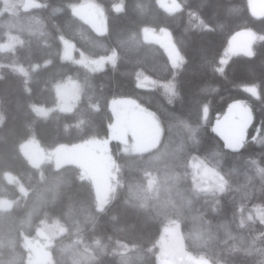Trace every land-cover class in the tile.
<instances>
[{
    "label": "trees",
    "instance_id": "1",
    "mask_svg": "<svg viewBox=\"0 0 264 264\" xmlns=\"http://www.w3.org/2000/svg\"><path fill=\"white\" fill-rule=\"evenodd\" d=\"M22 1L0 0V264H159L160 241L173 222L194 258L264 264V221L242 222L244 213L264 209V16L250 11L249 0H175L171 12L160 0H35L33 8H11ZM87 1L104 12L102 34L74 12ZM144 29L169 32L177 66ZM242 30L257 35L253 54L222 67ZM64 40L74 46L73 59L63 58ZM109 56L97 70L79 62ZM146 77L149 87L139 83ZM69 81L80 96L63 111L57 87ZM114 100L155 114L162 137L138 154L110 141L118 185L98 210L78 166L34 167L22 147L35 142L52 152L108 138ZM237 101L250 106L254 120L235 149L214 125ZM198 162L219 175V194L194 188ZM50 222L65 232L39 259L27 244Z\"/></svg>",
    "mask_w": 264,
    "mask_h": 264
},
{
    "label": "rangeland",
    "instance_id": "2",
    "mask_svg": "<svg viewBox=\"0 0 264 264\" xmlns=\"http://www.w3.org/2000/svg\"><path fill=\"white\" fill-rule=\"evenodd\" d=\"M7 4L8 0H5ZM176 3L175 0H168V4ZM12 4V3H11ZM250 11L255 16H264V0H249ZM38 6L35 0H23L12 4L13 8L30 9ZM86 10L87 13L81 16L82 20L88 23L98 34L105 32V15L97 4L87 1L74 8L75 14ZM158 37V43L164 49L173 66L180 62V56L168 31L159 32L152 29H144ZM257 35L250 30H242L236 33L230 40L226 49V56L221 59L222 67L226 65L229 58L237 55L253 54V44ZM63 58H74V46L64 40ZM113 56V55H111ZM105 57L97 60L81 59L79 62L90 66L92 69H101L112 57ZM149 87L153 84L150 78H143L139 82ZM80 96V89L77 82L69 81L57 87V107L63 111H70ZM114 121L110 127L108 138H91L76 145L59 147L52 152L40 148L35 142H28L22 147L28 161L34 167L39 168L44 163H52L56 168L65 165H76L80 168L82 177L93 185L97 209L102 210L117 190L119 169L114 157L110 152V141L117 140L121 143L122 151L127 154H138L144 151L155 149L162 137V128L155 114L132 100H114L111 102ZM40 113L46 114L48 110L38 108ZM139 118L147 124L144 136L138 138L135 134L140 125H135L134 120ZM254 115L250 106L237 101L230 105L228 110L220 116L214 125L215 132L220 138L232 148H240L245 145L248 139V131L252 126ZM140 123V122H139ZM259 136V133L258 135ZM196 166V167H195ZM194 171V188L198 193L209 194L223 190V183L219 175L207 168L205 165L196 163ZM216 196V195H215ZM7 203V202H4ZM7 206V204H4ZM259 218L264 221V209L257 207L243 214L242 222ZM65 232L64 227L58 223H47L40 228L37 236L30 240L27 246L35 247L34 257L42 258L45 255L48 244L56 237ZM44 258V257H43ZM159 264H209L201 258H194L185 250L184 237L178 222H173L163 232L160 241Z\"/></svg>",
    "mask_w": 264,
    "mask_h": 264
},
{
    "label": "water",
    "instance_id": "3",
    "mask_svg": "<svg viewBox=\"0 0 264 264\" xmlns=\"http://www.w3.org/2000/svg\"><path fill=\"white\" fill-rule=\"evenodd\" d=\"M160 1H161V5H162V7H163L166 11L171 12V11H174V10L176 9V4H175V3H174V4H168V3H167L168 0H160ZM86 13H87L86 10H84V11H80V12H79V16H80V17H81V16H84V14H86ZM144 38H145L146 40H148V41H157V40H158V37H157V36H155V35H153V34H151V33H149V32H145V33H144ZM140 121H141V120H140L139 118H136V119L134 120V124L137 125ZM146 127H147V124H146V123H142V124L138 127V129H136L135 134H136V136H137L138 138H141L142 136H144V131H145Z\"/></svg>",
    "mask_w": 264,
    "mask_h": 264
},
{
    "label": "flooded vegetation",
    "instance_id": "4",
    "mask_svg": "<svg viewBox=\"0 0 264 264\" xmlns=\"http://www.w3.org/2000/svg\"><path fill=\"white\" fill-rule=\"evenodd\" d=\"M143 122L142 121H140V123H138V125H141ZM147 129V128H146Z\"/></svg>",
    "mask_w": 264,
    "mask_h": 264
}]
</instances>
